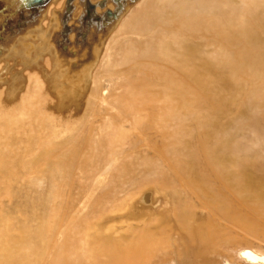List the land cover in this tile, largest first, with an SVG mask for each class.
<instances>
[{
	"label": "bare ground",
	"instance_id": "6f19581e",
	"mask_svg": "<svg viewBox=\"0 0 264 264\" xmlns=\"http://www.w3.org/2000/svg\"><path fill=\"white\" fill-rule=\"evenodd\" d=\"M102 1L107 8L100 6ZM102 1L72 0L78 19L70 21L71 29L80 31L81 15L88 12L86 5L95 4L98 12L112 11L108 29L120 23L118 35L108 37L107 51L113 54L107 58L111 61L100 62L102 70L93 80L97 87L91 88L89 105L85 103L87 115L96 114L95 105L107 103L106 96L99 95L101 81L125 79L120 85L124 91L110 109L121 126L129 129L116 130V122L111 121L114 127L108 126L113 134L107 138L90 139L89 135H95L86 125L83 110L81 118L77 115L79 120L74 115L78 129L73 126L70 137L56 141L57 135L63 134L62 126L50 106L58 103L51 102L48 88L52 86L45 78L53 68L59 94H78L85 76H90L89 69L95 72L93 50L104 34L91 27V40L85 48L79 47L70 56L56 50L53 61L32 68L44 52L55 48V42L63 41H55V36L63 38V11L68 0L66 5L59 4L66 8L49 11L43 24L33 20L24 27L20 23L22 29L14 25L17 30L1 32L0 62L8 55H20L24 66L32 67L20 85L16 84L23 88L12 87L16 99L8 100L7 88L0 86V181L13 196L15 181L42 171L51 187L49 197L33 203L31 215L11 222L8 215L0 214V264H170L181 258L188 264H218L221 249L231 242L229 226L264 236V0H145L122 21L121 14L114 11L115 1ZM6 3L0 12L6 19L19 12L29 13L34 7L33 0ZM22 31L31 41L25 39L12 51L15 45H6L2 34L10 32L14 37ZM77 33L70 40H76ZM120 38L127 43L118 48ZM23 68L13 71V76H21ZM235 89L245 91L241 96L248 97V107L238 111L244 123L234 126L235 122H228L229 127L233 125L232 132L225 134L219 117L214 119L204 111L212 109L224 118L227 106L232 105L227 93ZM66 101L71 104L72 99ZM73 111L69 113L72 116ZM104 129L98 131L99 136ZM243 129H251L254 142ZM76 171L88 176L81 188L88 193H84L83 205L66 217L68 206H63L62 198L70 193ZM111 177L113 188L96 197ZM87 181L92 182L87 185ZM126 183L132 185L130 189ZM122 193L129 199L137 194L150 205H134L127 214L117 213L124 207L123 201L106 209V204L123 200ZM159 202L162 207L156 209ZM89 206L90 214L82 216ZM199 208L213 214L211 219L197 223ZM128 220L143 224L125 226L126 234L110 225ZM173 227L174 238L170 235ZM68 230L73 233L67 235ZM237 255L244 264H264V251L259 248L244 247Z\"/></svg>",
	"mask_w": 264,
	"mask_h": 264
},
{
	"label": "rangeland",
	"instance_id": "374dc122",
	"mask_svg": "<svg viewBox=\"0 0 264 264\" xmlns=\"http://www.w3.org/2000/svg\"><path fill=\"white\" fill-rule=\"evenodd\" d=\"M60 1L59 0H43L41 3L36 4V6H35V4H33L32 6H34V7L29 8V13H24L23 12V14H22V12H19L17 15H14V17H10L9 16L7 19L5 17L1 16V14H0V17H1L0 18V35H1V32H3V29H8L10 31L11 28L13 29L14 25H17L18 29H22V25L24 27V25H27L29 22H32L33 20H35V21L37 20L36 22H38L40 20L42 22L41 24H43V21L48 18L46 16H47V14H48L49 11L50 12L52 10L59 11L57 9H61L62 4L66 5L64 3L65 0H62L61 1L62 4L59 5L61 3ZM87 1L90 2V3H94L92 1H96V0H87ZM113 1H115L114 2V4H115L114 11L118 12L119 14H121L122 17L120 18V20L122 21V20H124L126 18L125 16L126 15L128 16V14L130 12L134 11V9H139L140 8V4L142 5L145 0H121L123 3L122 2L120 3V0H117V3L118 4H116V0H113ZM72 3L73 2L71 1V2H69V4H67L68 5L67 8L69 7L68 9L65 6H62L63 9H64V7L66 8L63 11V23H64V27H63V29H64L63 30L64 31L63 32V38L59 37V35L56 34L55 41L56 40L58 41V40H61V39L63 41H60L61 43H59V44H57V42H55V44H56L55 45V48H50V51L44 52V54L42 55L41 59H39V63L38 62H37V64L34 63L35 65L32 64L33 67L31 65H30V67H28V65H25L24 66V64L21 62L22 60H20V58L22 59V57L20 55L19 56H12V54H11L12 59H11V56L10 55H8L7 57H5V60L3 61V63H2V61L0 62L1 63L0 64V68H1L0 69V72L2 71L0 73L1 74L0 75V78H1V80H0V86L2 88L4 87V90H5V88H7L6 89V94H7L8 100H14V99H16L17 97L15 96L16 94H13L14 91H12V87H15V89L17 87L20 88V89L23 88L22 86L21 87L19 86L20 85L19 84L20 83V80H24L25 79V77L27 76L28 71L30 70L31 67L32 68H35L38 64H40V62L42 64H44L46 62V60L48 61L49 59H51L53 61L54 58H56V50L57 51H60V52H64V53L68 54V56H70L73 52H77L79 50V47H80V49L85 48V46H87V44L91 40L90 34L88 33V31L90 30L91 27L92 28H95L99 32L101 31L102 32L101 34H104V35H103V38L101 39V41H100V43L98 45L99 48L98 47H95L94 50H93V51H95V54H93L94 55V58L96 56V59L93 58V60H92L93 61L92 64L94 63L93 65L95 66V72H94V70L89 69L91 74L89 73L90 76H88L87 78L85 76V78L83 80V84H81V87L82 88H80V92L79 91L77 92L78 94H67V93H64L63 96L60 95L59 94V90L55 89V87H54V81H53L54 76H55L54 75L55 74L54 73V69L53 68L52 69L50 68L51 69V70H49L50 73L49 72L48 73H45L46 80L49 83H51V85L49 87L52 86L51 89L48 88V90H50L49 93L52 96L51 97V99H52L51 102L54 101L56 104L58 103L57 105L53 104L54 106L53 105L50 106L51 109H52L51 110V113H52V115H53V113H55V115H56L55 117L58 119L59 126H62V129L59 128L61 131L60 130L59 131L61 133L63 132V134H60L59 133L60 134V137L57 135V137L55 138V140L61 142V141H63L62 139H64V141H65L68 137H70L69 136L70 133H72V130L70 131V129H73V128H75V130L78 129V123L76 121V119L78 118L77 115L79 116V118H81L82 115H80V114L84 110V112H83L84 114L83 115H86L87 118H88L87 119L88 121L86 120L87 121L86 125L89 128L92 127V129H93L92 136L95 135V137H91L90 135H89V137H90V139L93 138L94 141H95L98 138H104L106 136L108 137V136H110V135L113 134V132H112L113 130L109 128L110 124H111L110 127L113 126L112 123H111V121L116 122L115 123L116 124L115 129L116 128H118V129H120V128L121 129L122 128H128L129 129L128 126H121L122 125L121 120L118 119V118H117L118 119L117 120L115 118V116H114L113 111H111V109H110V108H115L113 106L115 99L118 97V95H120L121 93H123L124 90H123V88L120 89V85L125 81V79H123V80H117V81L116 80L115 81H111L110 79L104 78L101 81V83H100V89L101 90L99 89V95L101 94V97L102 96H106L107 103H105V104H107V105H105V104H101L100 105V103H98L97 105H95V110L97 111V113L94 114V115H92V116H90V117L87 115V111H86L87 109L85 108V107H88L90 101L92 100L91 98H89L90 93L93 91V89H95L97 87L96 86L97 83L94 82L95 84H93V80H94V75L96 74V72L102 70V66L99 65L100 62L102 64L103 61H108V58L109 57L107 58V56L109 54H113L112 53L113 52L112 50H111V52H108L107 51L108 48H109V46H110V44L107 45L108 37L112 35L111 33H113V34H116L117 33V31L120 28V23H117L116 28L115 27H112L111 29H108V26H112V23L108 21V18H113V17L107 16L106 10L105 11H102V12H98L97 9L94 8V10H91L90 7L86 5L85 10L88 11V12L85 11L86 13H84V14L81 15V19L80 20L82 22L79 23V24H81L79 26L81 29H80V31H77L78 33L76 32L78 34L77 37H76V40H70V38H71L70 36L76 34L71 29V26L72 25H71V21L70 20H72V19H75L76 20L77 17L75 18V15L78 14L77 9H75L74 7L72 8ZM99 4H100V6L102 8L103 7H106V5H107L103 1L100 2ZM121 4H123V8H122ZM125 6H126V8H125ZM6 7H7L6 0H0V12H2L3 10H5ZM131 9H132V11H131ZM19 14H20V16L18 17ZM42 16H45V17H42ZM41 17H42V19H41ZM67 18H68V21H67ZM20 23H22V25ZM25 34H26V31H22V33H19V35H16L14 37H11L10 32H9V34H8V32H6V33L2 34L3 37L2 36L1 37H2V39L5 38L6 45H8V46L15 45V47L12 48L13 50L11 49L12 51H15L14 49L17 50L20 46H22L23 42H26L27 41V39H29L28 41H31L30 40L31 38H25L26 37ZM116 35H118V34H116ZM64 37H66V38H64ZM7 39H9V40H7ZM21 39H23V40L21 41ZM25 39H26V41H25ZM15 41H17V42H15ZM118 42L116 44V46L118 48H119V46L123 45L125 42L127 43V41L124 38H120V40ZM112 44H113L112 45V47H113L114 46V43H112ZM232 49L233 50H236V48H232ZM15 57L17 59H15ZM103 57H105V59H103ZM6 58H7V60H6ZM232 58L234 59V55H232ZM109 59H110L109 61H111V58H109ZM10 60H11V63L9 62ZM69 60H74V59H73V57H70ZM54 64H55V62H54ZM20 66L25 67L26 70L23 68L25 71H23L21 73L22 75L15 78L12 73H13V71L19 69ZM9 67H10L9 74H7V69H9ZM91 67H93V66H91ZM48 74L50 76L49 77V80L51 82L48 80ZM138 76H140V75H138ZM132 77H135V76H132ZM9 81H10V83H9ZM17 83L19 84L18 86L16 85ZM8 87L11 88V90ZM91 88H92V91H91ZM89 90H90V92H89ZM51 91H52V93H51ZM54 91L56 92V98L57 99L55 98V94H54L55 92ZM225 91H230V89L229 90H225ZM243 93H245V91L240 92L239 89H237V90L235 89L234 91H232V93H230V92L227 93L226 98H229L232 101V105L233 104L234 105L233 106L230 105L231 106V109H230V106H227V111H224V115H225L224 118L217 111H214L212 109L210 111H204L206 115L209 114V115L214 116L215 117L214 119H216L217 116L219 117L220 123L223 125V132L225 134L226 133L230 134L229 132H232L231 126H233V125L236 126V124H238V123H244V117L238 116L239 109H242V108L244 109L245 107H248L246 105L247 100H248V97L246 95L241 96V94H243ZM108 95H110V96H108ZM86 97H87L88 101L85 100ZM112 97H114V98H112ZM67 99H69V100L72 99V101H70L71 104L68 101H66ZM80 99H81V102H79ZM229 99L227 100L228 103L230 101ZM61 102H62V104H61ZM63 102H65V103L63 104ZM66 102L68 103V106L66 105L67 104ZM74 102L76 104H74ZM108 102H110V103H108ZM85 103H88V105H85ZM69 104L72 105V106H70ZM73 105H74V107H73ZM64 106H66V107H64ZM72 107H73V109H72ZM72 111L75 113V114L73 113V116H72V114H69V113H72ZM252 111L254 113L256 112L254 109ZM58 114L59 115L61 114L62 116L61 115L59 116ZM70 115H71V118H70ZM74 115L77 118H75ZM69 118H70V120H69ZM79 118L77 120H79ZM64 120H65V122H64L65 124L64 123L61 124ZM107 121H109V122H107ZM73 122H75V124H73ZM105 122H106V124H105ZM228 122H230V123L231 122H235V123L229 127V124H227ZM98 123L99 124H103L104 123V125L101 126V128H100V126H98L99 125ZM108 123H110V124H108ZM69 124H71V125L68 126ZM63 125H65V126H63ZM261 126H264V116H262ZM54 128H56V127H54ZM104 128H106V130ZM64 129H67V131L65 130L67 132L66 135H64V132L65 131H62ZM94 129H96V130H94ZM103 129H104V131L102 132V134L104 136L103 135L99 136L98 135V131H102ZM54 131L57 132L58 129H54ZM105 131H108V133L105 132ZM242 131H243V133H245L247 135H250L252 137V139H253V142H254V135L250 133L251 132V129H249V130L243 129ZM150 132H152V131H150ZM150 132L148 131L147 134L150 133ZM66 136H67V138H66ZM86 139H88V138H86ZM263 139H264V136H263ZM64 147L66 149H69V144H66ZM73 160L75 161V159H73ZM75 163H76V161H75ZM39 169L41 170L42 167H39ZM41 172L42 171H39L38 173H34L33 172V173L24 174L21 178H19L18 181H15L13 183V188L15 189L16 192H15V194L13 196H10V195H8L6 193L7 192L6 191L7 190L6 189L7 188L6 187V184L5 183H2L0 181V214L1 213H5L6 215L9 216V219L10 220L12 219L11 222H17V221L23 219L24 217H26L27 215H31L34 212V210H33L35 208V207H33V203L34 202H40V201L45 200L47 197H49L50 187H51V180L49 178H47L46 176H44V175L42 176L41 175ZM86 177H88V176L80 173L79 171H76L75 174H74V178H73L74 179V185L72 186V188L70 190V193L68 195H66V197L62 198L63 200L60 198L62 200L63 206H65V205L68 206L67 207L68 209H66V210L64 209L65 210V214H66L65 216L66 217H68V215L71 212L73 213V211L76 210V208L78 209L79 206L81 207L83 205L81 203V201L84 202L83 196H84V193H86V192L88 193V190L85 189V191H84V189H81V188H83V185L86 183V181H85ZM137 177L139 178V175ZM112 181H114V179L111 177V180L107 182L108 184L105 185L102 189H99L96 192V197H97V195H101V193L104 190L106 191V189L108 187H112V184L114 183V182L112 183ZM91 182L92 181H87V185H90ZM125 186L130 189V186H132V185L130 183H126ZM133 195H134V193H133ZM135 195L137 196V194H135ZM123 196H124V193L121 194V197H123ZM136 196H134L135 198H130L129 199L128 196L126 195V196H124L122 198L123 200L120 199L119 201H114L113 203L106 204V209H109L111 205H113V206H116V204L119 205L123 201V202H125L124 207L125 208L128 207V209H127L128 212H126L127 210H125L124 207H122V208H120V210L119 209L117 210V213L120 211L118 214H125V213L127 214L132 209V207H134V205H136L138 207L143 206V205L144 206L150 205V201L149 202H145L143 198H141L140 196H137V197ZM94 198H92V200ZM136 198L138 199V201H137ZM161 201H163V200H161ZM135 202H136V204H135ZM139 202L141 204L142 203H144V204L140 205ZM59 203H60V200H59ZM154 206H157L156 209H159V208L162 207V203L159 202L158 204H155ZM90 211L91 210H90V206H89L81 215L82 216H86V214H90ZM207 214H209V211L207 212V209L199 208L196 211V214H195L196 215V222L197 223H204L207 220L211 219V217H212L213 214H210V215H207ZM213 218H215V217L213 216ZM70 219H71V217H70ZM93 220H96V219H93ZM69 221H68V223H69ZM258 221H260V220H258ZM218 223H220V225L223 224L222 222H219V221H218ZM135 224L138 225V226H135ZM142 224L143 223L140 220H138V221H136V220H128V221H122V222H115V223H112V224L110 223V225L112 227H114L115 230L118 228L117 230H118V233H120V234H126V229L128 227H130V226L140 227V226H142ZM125 226L127 227L126 229H124ZM230 227H231V229L228 230L229 231L228 232V238L230 239L229 241H231V242H230V244L228 246H226V247H224V248L221 249V251L223 252V256L222 257H218L219 259L217 258L218 259V262H220L218 264H244V263L241 262V259L238 258V255H237L238 254V251L241 248H244V247L259 248V249H261V250L264 251V236L262 237L260 235H255L253 233H250L249 231H246V230L241 229V228L233 227V226H229L228 228H230ZM173 229H174V227H173ZM71 231H73V230H71ZM71 231L69 232V230H68V232H66V234L67 233H68L67 235H69V233L72 234L73 232L71 233ZM66 234H65V237H66ZM170 235L173 238L176 237L177 236L176 229H174L172 231V234H170ZM176 260L173 261L170 264H188L186 262V259L185 258H181L179 260L176 259Z\"/></svg>",
	"mask_w": 264,
	"mask_h": 264
},
{
	"label": "water",
	"instance_id": "95a60500",
	"mask_svg": "<svg viewBox=\"0 0 264 264\" xmlns=\"http://www.w3.org/2000/svg\"><path fill=\"white\" fill-rule=\"evenodd\" d=\"M42 1H43V0H33V3L36 5V4L41 3ZM71 1H72V0H68V3L71 2ZM89 7H90L91 10H94L95 5L91 4V5H89ZM107 15H108V16H111V15H112L111 11H107Z\"/></svg>",
	"mask_w": 264,
	"mask_h": 264
}]
</instances>
